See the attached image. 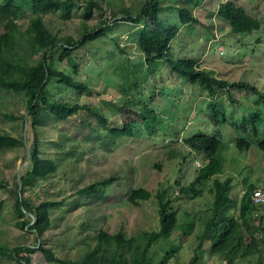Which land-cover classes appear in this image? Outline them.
Masks as SVG:
<instances>
[{
	"label": "rangeland",
	"instance_id": "rangeland-1",
	"mask_svg": "<svg viewBox=\"0 0 264 264\" xmlns=\"http://www.w3.org/2000/svg\"><path fill=\"white\" fill-rule=\"evenodd\" d=\"M84 1L87 0H74L77 6L49 12L43 19L52 32L74 39L81 37L83 25L91 29L106 21L97 40L86 42L73 52L74 65L58 60L61 48L53 50L50 61L54 69L86 83L90 91L77 93L52 79L47 85L48 97L50 101L85 103L106 118L107 126L103 127L84 111L59 120L46 107L32 123L23 93L0 88V133L8 132L24 140L20 146L0 148V180L7 184L5 188L0 187V264H17L4 249L23 245H43L59 256L78 258L85 248L83 238L92 241L99 231L120 232L126 238L133 237L141 242L144 232L159 226L156 203L151 199L134 206L126 201L127 194L137 187L155 193L176 179L179 169L182 170L179 174L182 185L192 181L194 170L202 166V158L186 154L188 149L182 141L198 130L212 135L210 105L213 103L226 115L219 129L223 168L216 178H233L229 196L235 201L249 184L254 185V189H264V152L255 144L247 150H239L234 144L239 134L229 125L237 115L245 113L242 107L256 105L260 108L258 98L233 91L240 104L231 105L225 92L211 97L202 87L191 86L188 81L169 74L162 62L155 60L148 64L137 48L140 22L132 23L116 16L123 9L138 11L144 0H95L101 9L93 8L87 20L82 14ZM225 1L160 0L166 8L162 14L164 20L169 17L176 22L175 7H188L196 19L188 25L178 24L173 55L179 59H195L200 68L215 77L227 81L244 80L264 90V0H233L260 21L259 30L244 36L232 34L227 23L216 15L217 6ZM2 2L0 0V4ZM30 18L32 14L25 9V18L18 20L22 23V33ZM19 53L29 62L38 58V54L29 57L23 40ZM131 99L155 110L153 128L149 131L137 118L131 137L114 138L110 129H121L123 123L133 119V112L122 110L125 106L130 108ZM33 129L39 132L40 156L51 158L56 165L53 173L35 178L20 188L22 197L33 205L46 200L55 202L50 207V227L39 239L33 231L16 224L32 216L18 217L14 204L15 183L27 164L24 153L33 139ZM259 137L264 139V136ZM109 177L116 179L110 189L100 190L87 198L73 194L86 184ZM210 184L194 199L181 195L175 200L174 208L190 206L195 212L206 210L212 199L208 193ZM173 192L176 193V188ZM236 213V206L228 207L225 215L235 216ZM205 217L206 214L200 213L189 236L183 237L176 231L170 240L159 243V250L153 251L152 247L151 253L157 257L175 242L173 250L177 251L172 264H187L196 243V232ZM198 254V264H227L208 250ZM29 258L31 264H55L47 262L38 249L29 254ZM256 259L254 255L236 264H255Z\"/></svg>",
	"mask_w": 264,
	"mask_h": 264
},
{
	"label": "trees",
	"instance_id": "trees-1",
	"mask_svg": "<svg viewBox=\"0 0 264 264\" xmlns=\"http://www.w3.org/2000/svg\"><path fill=\"white\" fill-rule=\"evenodd\" d=\"M106 3L109 6V1ZM75 6L77 3L74 0H3L0 4V88L23 93L27 102V115L32 123L38 120L42 109L46 107L48 112L59 120H66L84 111L91 114L100 125L106 127V118L87 104L60 100L50 101L48 97L47 85L52 79L57 80L66 89L77 93L90 91L86 83L63 70L54 69L50 64L53 50L61 48L58 60L74 65L73 52L81 49L86 42L97 40L103 33L102 26L106 24V21L100 22L97 27L91 29L83 25V32L78 39L71 36H60L52 32L44 23L45 14ZM93 8L101 9L95 0L84 1L82 8L84 19L91 17ZM25 9L32 14V18L29 19L22 33V23L19 24L18 20L25 18ZM164 10L166 8L160 0H144V4L138 11L123 9L116 16H121L122 19L132 23L140 22L137 48L148 64L155 60L162 62L169 74L188 81L191 86L202 87L211 97L215 98L217 92H225L231 105L240 104L233 91L256 96L261 107L256 105H253V108L242 107L245 113L237 115V119L229 125L239 134L234 139V144L239 150H247L255 144L259 150L264 152V139L260 140L259 137V135L264 136V90L244 80L227 81L215 77L209 71L200 68L195 59L175 58L172 50L178 33V24L188 25L196 19L188 7H175L177 18L173 23L169 17L164 20L162 16ZM216 15L227 23L230 32L234 35L244 36L260 29V21L248 14L233 0L220 3L216 8ZM22 40L25 41V46L29 50V57L38 54L37 59L29 62L25 57L19 56V45ZM169 86L172 87V84ZM128 106L130 108L125 106L122 110L127 109L133 112V119L123 123L121 129L111 128L110 132L114 138L131 137L137 118L149 131L153 128L152 121L156 116L154 109L141 101L136 103L132 99L129 100ZM210 107L214 127L212 135L198 130L182 141L184 147L188 149L185 151L186 154L192 153L202 158V166L194 170L192 181L182 185L181 178H179L182 170L179 169L176 179L155 193L143 187H137L127 194L126 201L134 206L151 199L156 203L159 226L156 230L144 232L141 242L138 243L133 237L126 238L120 232L111 234L99 231L92 241L87 242L83 238L82 243L85 248L78 258L70 259L59 256L50 247L43 245L7 247L4 252H9L17 264H31L29 254L35 252L36 249L42 253L47 262L55 264H172L177 251L173 250L175 242H172L157 257L151 253L152 247L153 251L159 250V243L170 240L176 231H179L178 235L182 234L183 237L189 236L193 222L200 213H203L206 217L198 227L195 235L196 243L187 264H198V252L206 250L227 264H236L254 255L257 256L255 264H264V205L251 204L250 195L254 190V185L249 184L245 190L242 189V195L238 201H235L229 196L233 187V178L226 177L223 180L216 178L223 168L219 153L221 148L219 129L226 115L216 103L211 104ZM33 130V139L28 144L27 153H24V163L27 154L28 162L15 183L14 204L18 217L32 216L28 221L20 220L16 224L33 231L39 239L50 227V207L55 202L46 200L33 205L22 197L20 188L30 184L35 178H42L53 173L56 165L51 158L40 156L39 132ZM22 144H24L22 138L14 137L8 132L0 133V148ZM182 158L186 162V156ZM155 166L159 168L158 164ZM115 180L114 177L103 178L76 189L73 194L87 198L100 190L110 189ZM208 183H211L208 193L212 199L211 205L206 210L195 212L190 206L179 210L174 208L175 200L181 195L191 199L201 196ZM6 186V182L0 180V187L5 188ZM175 188L176 193L173 192ZM234 206L237 207L236 215H225L227 208ZM257 210L259 211L255 213Z\"/></svg>",
	"mask_w": 264,
	"mask_h": 264
},
{
	"label": "built area",
	"instance_id": "built-area-1",
	"mask_svg": "<svg viewBox=\"0 0 264 264\" xmlns=\"http://www.w3.org/2000/svg\"><path fill=\"white\" fill-rule=\"evenodd\" d=\"M251 204L254 206L264 205V189L256 188L250 195Z\"/></svg>",
	"mask_w": 264,
	"mask_h": 264
},
{
	"label": "water",
	"instance_id": "water-1",
	"mask_svg": "<svg viewBox=\"0 0 264 264\" xmlns=\"http://www.w3.org/2000/svg\"><path fill=\"white\" fill-rule=\"evenodd\" d=\"M26 162H28V154H27V157H26Z\"/></svg>",
	"mask_w": 264,
	"mask_h": 264
}]
</instances>
